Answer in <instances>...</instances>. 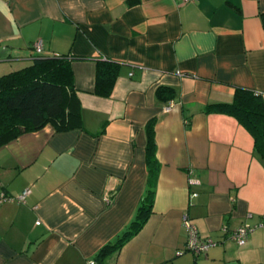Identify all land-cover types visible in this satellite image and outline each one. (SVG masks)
Returning <instances> with one entry per match:
<instances>
[{"label": "crops", "instance_id": "obj_1", "mask_svg": "<svg viewBox=\"0 0 264 264\" xmlns=\"http://www.w3.org/2000/svg\"><path fill=\"white\" fill-rule=\"evenodd\" d=\"M55 56L71 59L81 127L0 147L15 198L0 204V264H264V159L236 119L205 111L235 89L264 100V0H0V76ZM98 61L118 65L108 98ZM152 120L151 213L114 249L146 190ZM184 217L215 243L205 254L185 250Z\"/></svg>", "mask_w": 264, "mask_h": 264}, {"label": "trees", "instance_id": "obj_2", "mask_svg": "<svg viewBox=\"0 0 264 264\" xmlns=\"http://www.w3.org/2000/svg\"><path fill=\"white\" fill-rule=\"evenodd\" d=\"M69 60L67 56L39 57L29 66L0 76V147L25 132L40 130L48 124L56 131L81 127L80 105L75 95ZM117 68L118 65L113 62H96L95 95L110 97ZM161 92L169 94L172 91L164 88L158 91ZM205 111L225 113L236 119L252 137L256 153L264 159V100L260 95L235 89L231 103L210 105ZM153 123L152 120L146 125V190L134 219L110 246L114 249L137 233L151 213L157 175Z\"/></svg>", "mask_w": 264, "mask_h": 264}, {"label": "built area", "instance_id": "obj_3", "mask_svg": "<svg viewBox=\"0 0 264 264\" xmlns=\"http://www.w3.org/2000/svg\"><path fill=\"white\" fill-rule=\"evenodd\" d=\"M178 1L182 3H188L193 0H178ZM33 50L37 55L41 54L42 53L41 43L40 42L35 43L33 45ZM28 193L29 190H24L19 196L16 197V199L20 202H25ZM9 199H15V198H11L6 196L4 193H0V204L3 201ZM184 224L188 228V238L185 245L186 251L191 252L194 255H201V254H205L210 247L215 245V243L211 239L204 240L199 238L197 231L192 225H190L186 217H184ZM252 229L253 228L248 225H242L236 230H234L230 236L238 246H243L247 242L249 233L252 231ZM87 264H94V261H88Z\"/></svg>", "mask_w": 264, "mask_h": 264}]
</instances>
